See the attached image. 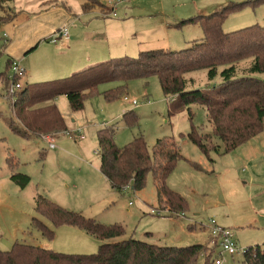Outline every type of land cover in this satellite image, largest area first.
Listing matches in <instances>:
<instances>
[{
	"label": "rangeland",
	"instance_id": "374dc122",
	"mask_svg": "<svg viewBox=\"0 0 264 264\" xmlns=\"http://www.w3.org/2000/svg\"><path fill=\"white\" fill-rule=\"evenodd\" d=\"M99 2L106 10L97 4L90 11H84L85 0H15L0 7V15L7 11H15L18 15L15 21L0 23L1 48L6 42L0 53V75H14L13 65H7L9 56L25 70L20 81L32 84L55 79L60 74L70 75L112 57H136L142 50H181L189 47L191 41L204 38L203 29L198 23H181L184 19L207 15L238 3L246 5L228 14L223 23L225 32L256 24L264 26V2L256 0ZM109 2L114 7L115 15L110 14L107 8ZM64 14L74 17V22L60 26L69 28L68 39L50 43L44 40L49 36L45 34L36 48L27 53L22 50L20 45L26 38L46 31L54 22L53 18ZM26 16L31 20H27ZM16 32L17 39L14 36ZM260 76L264 78V75ZM189 77L196 79L194 85L197 87H204L208 82L206 71L187 74ZM4 86L0 79V250H9L19 240L69 254L97 251L101 241L76 226L64 224L56 227L42 217L54 229L53 238H46L33 229L32 219L39 216L33 207L36 191L64 202L78 212L83 209V215L96 218L101 223L123 225L126 229L124 238L133 235L136 239L158 245L178 247L207 244L209 225L214 219L222 226L234 228L243 249L253 246L244 243L247 239L253 241L258 234L245 231L252 229L250 220L254 212L244 197L243 180L228 175L223 159L225 154H212L215 162L212 166L208 163L205 166L202 161L208 156L188 137L193 125L201 133L210 131L206 109L199 105L192 106V118L186 110L170 115L169 109L175 100L173 96L164 94L157 76L121 83H101L98 92L86 98L83 111L77 113L69 112L65 101L61 109L67 114L69 128L55 133V149H48L43 134L25 138L12 129L10 123L16 120L11 108L13 101L7 98ZM111 88L117 92V97L109 101L104 91ZM125 95L137 100V105L125 102ZM126 111L130 113L129 118L134 116V122L123 118L122 114ZM106 126H114L115 142L119 147L139 136L145 138L150 152H153L159 139H171L175 143L191 163L179 161L169 175L167 184L184 197L187 208L179 213H150L153 208L162 206L158 199L157 180L152 172L148 173L143 186L138 189L133 188L132 184L120 191L111 188L99 170L97 131ZM64 131H73L75 135L68 137L63 134ZM80 135H84V138L81 139ZM42 152L46 153L42 155ZM9 153L20 161L14 166L15 171L31 176L26 189L20 188L9 178L8 166L5 165ZM158 158L155 157L154 168L160 162ZM80 159H85L86 165L82 166ZM194 164L205 170L212 167L215 169L214 177L207 180L200 173L193 177L191 174L196 172L192 168ZM61 176L74 179L69 180V189L65 184L62 186ZM189 184L198 187L199 192L192 193ZM232 192L238 194L239 199ZM226 214L230 220H234L233 224L220 221L221 215ZM240 221L245 224H239ZM146 231L154 232V235H147ZM260 245L264 249V244ZM215 257L213 253V261ZM224 260L223 264H244V255L242 251L234 257L224 255ZM196 264H205V257L200 256Z\"/></svg>",
	"mask_w": 264,
	"mask_h": 264
},
{
	"label": "trees",
	"instance_id": "16d2710c",
	"mask_svg": "<svg viewBox=\"0 0 264 264\" xmlns=\"http://www.w3.org/2000/svg\"><path fill=\"white\" fill-rule=\"evenodd\" d=\"M13 1L0 0V7ZM97 4L106 8L99 0H85L83 8L88 11ZM244 5L246 3L225 6L207 15L184 19L181 23H198L204 32L203 40H193L187 48L144 50L136 57L115 58L67 78L33 85L26 83L23 89L17 91L11 104L15 118L24 123L25 131L17 127L13 130L37 136L66 130L69 128L68 119L60 114L55 104L33 107L64 95L70 110L80 112L84 109L86 98L97 93L101 83L157 76L164 94L174 97L170 115L186 110L192 118V106L206 109L210 131L201 133L193 125L188 137L214 162L212 154L230 153L264 131V78L260 76L264 75V26L256 24L234 32L223 30L228 14ZM107 8L112 10L110 6ZM16 13L7 11L0 15V23L13 20ZM2 48L0 46V53ZM7 65H13L12 58L8 57ZM198 71H206L208 82L204 87L195 86L196 79L187 78V74ZM0 79L7 90L12 81L17 83L21 80V75L11 78L3 73ZM104 96L111 101L117 97V92L105 91ZM30 111H36L37 120L32 119ZM129 112H124L123 118L134 122V116L128 117ZM114 135V126L97 131L100 170L113 187L120 191L132 184L138 189L143 186L148 173L152 172L157 180L159 202L175 213L187 208L184 197L165 183L178 161H189L175 143L171 139H159L153 152H150L143 136L119 147ZM156 156L160 162L154 168ZM7 161L9 163L10 158ZM9 166L14 168L11 161ZM194 166L202 169L198 164ZM11 180L20 188H25L31 177L14 172ZM35 211L39 216L33 217L31 226L42 236L51 239L55 234L54 229L42 219L44 217L56 227L73 225L100 240L97 251L69 254L16 240L9 250H0V264H196L200 256L205 257V264H215L212 257L213 253L217 256V246H162L134 237L123 238L126 233L123 225L103 224L39 194ZM243 255L244 264H264V249L260 245L248 247Z\"/></svg>",
	"mask_w": 264,
	"mask_h": 264
},
{
	"label": "crops",
	"instance_id": "0c3cea01",
	"mask_svg": "<svg viewBox=\"0 0 264 264\" xmlns=\"http://www.w3.org/2000/svg\"><path fill=\"white\" fill-rule=\"evenodd\" d=\"M88 11H90V10H88ZM17 16L18 15H16V17L13 19V21H15L18 18ZM26 19L27 20H31V18L29 16H26ZM53 20H54V22L50 23V25H49V27H48V29L46 31H44L42 33L41 32L35 33V34L31 35L29 38H26L20 45L22 47V50H26V53H27L30 50H32L33 48H36L41 43L42 37L45 36V34H47V35L49 34V36L44 38V40L52 43L51 42V38L53 37L54 33L60 28L61 25H65V23L74 22V17L70 16L69 14H67V15L64 14V16H58L57 18H53ZM14 36H15V39H17V37H18L17 32L14 33ZM15 39H14V41H15ZM59 39L62 40L63 38H59ZM14 41H13V43H14ZM13 43L11 44V46L13 45ZM149 50H152V49H149ZM142 51H144V50H142ZM9 57L11 58V56H9ZM120 57H124V56H120ZM132 57H134V56H132ZM115 58H119V57H114V58L112 57L111 59H108L106 61H110V60L115 59ZM106 61H104V62H106ZM102 62L103 61L95 63L92 66H89V67L84 68V69L87 70V69H89L91 67H94V66H97V65L101 64ZM84 69L77 70V71H75L73 73H70V75H62V74H60L55 79L46 80V81H43V82L39 81V82H36V83H45V82H50V81H53V80L67 78L69 76H72V75L76 74L77 72L84 71ZM117 83H121V82H117ZM33 84H35V83H32L31 85H33ZM110 90H112V88ZM105 91H107V90H105ZM65 101L67 103V110L69 112H72L70 110V104H69V102L67 100V97L64 96V95H60V96L56 97L55 100H50V101H46V102L40 103L38 105H35L33 107V109L45 107V106H48V105H51V104H55L57 106V109L59 110L60 114L63 117L67 118V114L63 113L62 112L63 110L61 109L65 105ZM72 113H77V112H72ZM29 115H31L33 120H37L38 119L35 111L34 112L30 111ZM15 119H16L15 121H12L10 123V126L12 127V129H13V127H17L18 129L25 131L24 130L25 129L24 128L25 127L24 123H22L17 118H15ZM72 122L76 123L75 120H72ZM19 134H21L25 138H32V137L37 136V135H34V134L26 135L25 133L24 134L19 133ZM47 147H48V149H51L49 146H47ZM260 148L264 150V131L261 132L260 134H258L257 136H255L254 138H252L251 140H249L248 142L242 144L241 146L236 148L234 151L225 154L226 156L223 158L224 159V164L226 165V171H227L228 175L232 176V178L234 176L237 179L239 178L238 179L239 181L243 180V184H245V189H244V195L245 196L244 197H245V199L247 200L248 204L250 205V207L252 208V210L254 212V216L250 220V222H252V226H251L252 229L248 228L245 231L256 233V234H258V237H256L253 241H250V240L247 239L246 242H244V243H247V244H250V245L264 244V151L259 150ZM53 149H55V148H53ZM45 153L46 152H42V155H44ZM219 155H224V154H219ZM8 158H10V161L12 162V165H14V166H17L20 163V161H19V159L17 157L13 156L11 153L8 154V156L6 158V164L5 165L8 166L7 172L9 173V178L11 179V175L14 172H17V171H15L16 170L15 168H11L9 166L10 161L8 163V161H7ZM186 159L189 160L188 158H186ZM80 160H81L82 166L86 165L85 159H80ZM197 160H199V159H197ZM180 161H183V162L188 163V164L191 163L190 160L189 161L180 160ZM202 162L205 164V166H206V163H208V165L212 166L213 163L215 162V159H214V162H212L210 160V158L207 157ZM192 168L196 171L195 173L191 174L193 177H196L198 175V174L196 175V173H200L202 175H205L206 179L209 180L212 177H214V175H215L214 174L215 173V169H212V167H210V166H209V168L206 167L207 170H205L203 168L199 169V168L195 167L194 165H193ZM99 170H100V159H99ZM21 173H24V172H21ZM25 174H27V173H25ZM102 175H103L104 179L106 180V182L110 184L111 188L116 190L113 187V185L111 184V182L104 176L103 173H102ZM169 175H168V177H169ZM168 177L166 178L165 183L170 189L174 190L173 188H171L167 184ZM69 178H70L69 176H64V177L61 176V182H63L62 186L65 184L68 189H69V186H70V181L74 180L72 178L71 179H69ZM62 186H61V188L63 189L64 187H62ZM189 186H190V190H191L192 193L196 194V193L199 192V188L198 187L193 186L192 184H189ZM26 188H27V186L25 188H22V189H26ZM74 189H76V186L74 187ZM208 189H209V187H208ZM174 191L178 192L177 190H174ZM63 192H65V191H63ZM38 194L42 195V196H44V197H46V198H48L50 200H52L53 202L59 204L60 206H63L64 208H67V209L72 210V211H76V210L72 209V207L66 205L64 202L56 201V200L51 199L50 197H48L46 194H44L41 191H36V193L33 195V202H34L33 203V207H34V209H35L36 197H37ZM232 195H236L237 199H239V195L238 194H235L234 192H232ZM161 204H162V206L164 205L163 203H161ZM82 210L83 209H81V211H79V213H82ZM76 212H78V211H76ZM82 214H85V213H82ZM85 217L96 219V218H93V217H90V216H87V215ZM219 219H220V221L222 220V221H224L226 223H229V224H233V222H234L233 219L230 220L231 218L227 214L226 215H221V218H219ZM96 220L98 221V219H96ZM239 224L244 225L245 222L244 221H240ZM229 228H232V227H229ZM232 229H234V228H232ZM153 233L154 232L146 231L147 235H154ZM130 237H133V235L130 236ZM235 238H236V236H235ZM210 240H211V235H210V238H209L208 242H210ZM236 240H237L239 246L241 247V244H240L239 240L237 238H236ZM146 242H148V241H146ZM252 242H256V243H252ZM149 243H153V242H149ZM153 244H155V243H153ZM207 244H208V246H210L209 243H207ZM250 245H248V246H250ZM162 246H168V245H162ZM94 252H96V251H94ZM216 252H217L216 255H219V249H217Z\"/></svg>",
	"mask_w": 264,
	"mask_h": 264
},
{
	"label": "built area",
	"instance_id": "2783aa9c",
	"mask_svg": "<svg viewBox=\"0 0 264 264\" xmlns=\"http://www.w3.org/2000/svg\"><path fill=\"white\" fill-rule=\"evenodd\" d=\"M109 4L112 5L111 2H109ZM110 8H112V10H110V14L112 13V15H115L116 13L114 11L113 5L110 6ZM59 38H63V39L69 38V28L67 26L59 28L51 38V42L57 43ZM13 70H14V75H22L25 72V70L23 68H20L19 65L16 64L15 62H13ZM12 77L13 76H11V78ZM25 86L26 83L23 84L21 81L17 83H14L12 81L6 90L7 98H11L13 100L17 91L23 89ZM123 100L128 103L131 102L130 104H133L135 106L138 103L137 100L134 99L131 100L127 95L123 97ZM63 134H65L68 137H73L75 135V132L64 131ZM79 137L83 139L84 135H80ZM42 138L46 141V143L51 149L56 147L55 133L43 134ZM167 212H170V208L167 205H163L161 208H153L151 210V213L156 215L167 214ZM209 231L211 235V240L209 243L210 246H217V248L219 249V255H217V257L215 258V264H223L225 261L224 255H229L234 257L235 254L241 251L242 253L244 252L245 249L239 246L235 238V232L232 228L222 226L218 224L216 220L212 219L209 225Z\"/></svg>",
	"mask_w": 264,
	"mask_h": 264
}]
</instances>
